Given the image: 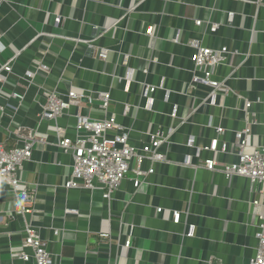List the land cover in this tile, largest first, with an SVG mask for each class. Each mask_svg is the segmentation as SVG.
<instances>
[{
  "label": "crops",
  "instance_id": "obj_1",
  "mask_svg": "<svg viewBox=\"0 0 264 264\" xmlns=\"http://www.w3.org/2000/svg\"><path fill=\"white\" fill-rule=\"evenodd\" d=\"M192 40L233 52L216 77L234 91L191 89L199 74ZM0 74V143L36 140L19 168L36 190L34 211L25 217L57 260L65 257L61 264H248L256 254L258 219L250 202L258 195L249 178L227 177L222 167L237 160L245 100L252 102L253 142L264 144V0H0ZM161 83L149 109L144 89ZM70 90L109 92V108L75 99L57 120L45 118V93L67 99ZM84 108L87 117L116 116L137 147L161 128L166 160L146 159L143 167L154 172L139 188L124 179L110 198L102 184L67 189L73 155L58 146L57 128L78 137ZM218 126L225 130L220 135ZM216 137L228 148L215 153L221 165L210 171L198 165L214 156L203 148ZM25 217L0 183V264H35L18 256Z\"/></svg>",
  "mask_w": 264,
  "mask_h": 264
},
{
  "label": "built area",
  "instance_id": "obj_2",
  "mask_svg": "<svg viewBox=\"0 0 264 264\" xmlns=\"http://www.w3.org/2000/svg\"><path fill=\"white\" fill-rule=\"evenodd\" d=\"M229 18L235 16L234 12H229ZM202 20H197V25L202 24ZM219 24L214 23L211 26L212 31H217ZM196 51L192 55V61L196 70L199 72L195 77V82L191 84L192 90L197 87L211 88L212 92L223 90L224 94L234 91L233 88L224 80L216 77L218 68L233 53L227 46L212 48L202 45L199 40L190 42ZM107 50L101 48L99 57L105 59ZM5 71H12V64L4 66ZM42 70L45 67H41ZM148 73V70H144ZM34 72L26 71V77L32 78ZM3 76L0 74V81ZM160 85L147 84L144 89V95L147 97V106L152 108L153 93ZM191 90V91H192ZM190 92V91H189ZM21 97L20 94H13ZM68 98L60 96L51 91L46 92V104L43 116L51 120H57L65 114V111L72 106L75 99H85L88 103L94 104L100 102V107L104 110L109 108L111 96L109 92H99L96 96L86 92L70 90ZM252 102L245 100L244 110L246 111V125L243 129L236 131L237 160L232 163L223 164L222 171L227 177L242 176L251 180L255 196L250 204L254 208V214L258 219L256 239V254L249 260L248 264H264V144H255L253 142V121L249 120L254 114L251 112ZM4 110L0 106V113ZM130 106L126 104L124 112L127 114ZM178 107L175 106L173 114H177ZM217 133L220 135L225 130L218 126ZM78 137L71 139L66 136L65 131L57 128L59 136L58 146L65 152H71L73 155L72 171L69 179L65 183L67 189L86 188L93 190L102 184L106 190L103 194L105 198H110L111 194L126 178H130L136 188H139L144 182V178L154 172V168L146 170L143 163L146 159L153 161H164L166 155L159 151V148L168 139L166 133L159 128L156 132L150 134V140L142 147H137L130 143L129 131L118 122L116 116H105L103 118H92L87 116H78L76 124ZM18 136H20L18 134ZM23 142L12 147H7L0 143V183L8 187L18 201L19 208L24 217L29 213L32 215L36 201V190L28 186L27 182L20 178L19 168L24 160L31 159L33 156L34 137H24ZM188 144L194 145V137L191 136ZM221 145V146H220ZM226 142L220 144L218 137L212 139L210 144L203 149L214 152V156L206 158L198 166L210 171H214L221 165L215 153L227 150ZM160 210H162L160 208ZM173 221L179 223L182 213L179 210L173 211ZM23 238L18 256L30 262L34 258L35 264H61L65 257L56 255L49 249L48 242L42 238L40 231L30 220L25 217L22 225ZM103 239H110L109 233L101 234ZM131 246V240L128 238L124 244Z\"/></svg>",
  "mask_w": 264,
  "mask_h": 264
},
{
  "label": "water",
  "instance_id": "obj_3",
  "mask_svg": "<svg viewBox=\"0 0 264 264\" xmlns=\"http://www.w3.org/2000/svg\"><path fill=\"white\" fill-rule=\"evenodd\" d=\"M89 114V109L88 108H84L83 110H82V115L83 116H87Z\"/></svg>",
  "mask_w": 264,
  "mask_h": 264
}]
</instances>
